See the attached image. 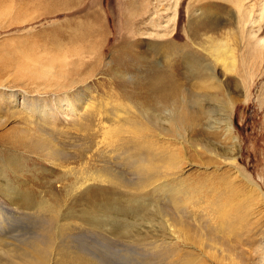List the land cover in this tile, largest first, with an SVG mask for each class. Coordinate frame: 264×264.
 Here are the masks:
<instances>
[{
  "label": "rangeland",
  "instance_id": "1",
  "mask_svg": "<svg viewBox=\"0 0 264 264\" xmlns=\"http://www.w3.org/2000/svg\"><path fill=\"white\" fill-rule=\"evenodd\" d=\"M262 40L264 0H0V223L4 221L0 230L14 229L12 234L21 235L23 242L42 226L53 230L47 223L50 211L56 213L60 225H65L70 213L77 215L80 210L81 202L74 194L82 190L75 191L72 186L108 168L122 175L119 184L98 182L96 186L114 187L118 194H142L144 203L150 205L141 209V203L131 202L132 198L129 204H135L134 210L117 216L131 226L130 238L121 239L127 246L168 237L172 227L174 233L182 228L186 235L177 232L179 238L175 234L181 243L176 241L181 251L176 264H183L184 259L190 264H264V198L247 183L251 181L264 194ZM211 46L221 51L230 47L236 58L235 70L230 73L217 65V76L223 83L218 101L194 102L188 97L185 108H178L184 118L175 124L180 126L178 130L167 115H161L163 111L160 120L165 118V122L149 124L139 110L145 98L133 97V93L144 96L140 89L150 82L149 67L158 72L159 67L167 69L165 73H172V80L182 88L197 91L193 89L197 88L195 80L187 81L184 63L169 66L184 52L210 63ZM242 80H247L242 83L248 86L247 93L234 87ZM21 96L26 97L27 107L48 104L46 118L62 99L70 101L74 112L55 108L54 119H42L24 107ZM219 103L227 107L234 149L222 127L206 113ZM127 119L137 121L146 131L144 138H135V142L150 143L178 156V166L175 161L166 165V176L159 186L184 182L189 195L183 199V213L176 214L166 197L153 193L154 185L142 192L134 189L130 182L133 176L125 168L127 152H123L132 148L134 139ZM121 124L112 145L107 139L106 143L102 132ZM37 143L43 148L33 150L30 144L34 148ZM232 150L235 162L229 158ZM5 189H14L11 199L5 197ZM123 199L129 200L128 196ZM219 205L227 213L226 222L219 216ZM155 208H161L165 216L153 212ZM71 223L82 225L75 219ZM56 230L51 231L54 242L48 249L47 264H59L63 259L67 264L140 262L127 252L116 256L104 249V239H111L105 232L104 239L78 243L79 237L70 244L58 237ZM11 243L30 252L26 241ZM135 246L134 252L142 254L143 247ZM114 250L122 249L117 246Z\"/></svg>",
  "mask_w": 264,
  "mask_h": 264
},
{
  "label": "bare ground",
  "instance_id": "2",
  "mask_svg": "<svg viewBox=\"0 0 264 264\" xmlns=\"http://www.w3.org/2000/svg\"><path fill=\"white\" fill-rule=\"evenodd\" d=\"M256 43H257V41H256ZM261 44H264V40L261 41ZM170 45L171 44L169 43V46ZM170 48L173 49L174 45H171ZM209 49H210L209 56L212 59V61L210 63H205L204 60H200L198 57L193 55V53L184 52L183 55H181L180 57L178 56L177 60H175L172 63V65L169 66V67H173L177 63V61L184 63L186 65V70H187L186 77L188 79L187 81H190V79H191V80H195V82H196L197 88H194L195 87L194 86L193 89H197V91H194V92H188L187 88H182L183 86L180 83H176L175 81H173L172 75H171L172 73H170L169 75L167 73H165V70H167V69L161 70V67H159L160 71L158 72V71H154L155 69L154 70L150 69V67H149V70L151 73L148 76L149 77L148 79H150L149 80L150 82L144 84L140 89V92H142L144 94V96L141 97V95L133 93V95H135V96H133L135 99H144L145 98L142 101L143 104H141L142 106H140L139 110L142 113L141 115L143 116V118H145V120L148 121L149 124L153 125L154 123H157L160 125L161 120H162V119L160 120V118H162V116L164 117L167 115L166 119H168V121L171 122L170 124H173L174 126H176L175 124L179 120L182 121L184 119L182 116L183 112L182 111L179 112L178 108L180 110H183L185 108L184 106L188 102L187 101L188 97L193 98L194 102H197V101L200 102L201 100L202 101L208 100L209 102L215 101V100L218 101L217 93H219V91L222 92L223 83L219 79V76H217L218 75L217 70H216L217 65H221L223 67V69L225 70V72L230 73V72L235 70L236 58L234 55V49H232L230 47L224 49L223 51H221L218 46H211ZM256 57H258V56H256ZM249 66L252 67L251 64ZM255 69H256V66H255ZM157 70H159V69H157ZM249 70L250 69H248V71ZM147 72H149V71H147ZM253 72H254V70H253ZM253 72H251V74ZM151 74H152V76H151ZM247 75H248V73H247ZM249 75H250V73H249ZM245 78L247 79V77H245ZM243 80L241 81V84L239 83V81H236V83L234 84V87L235 88H242L244 90V92L247 93L248 86H246L245 84L244 85L242 84L243 82H245L247 80H245V81H243ZM135 88L136 87H133V90H135ZM245 93H244V96H246ZM13 97H14V95H11V98H13ZM139 97H141V98H139ZM131 99H133L132 96L130 97V100ZM229 102H233V101L231 100ZM22 103H23V105H25L24 107L26 109H28L29 112H33L34 114L36 113L37 115L42 116V119H54L53 112H55V110H56L55 108H57V109H63L64 108L66 111L74 112V106L70 103V101L68 99H62V100H59L58 103H55L56 106L55 107L53 106V108L51 110L52 113H49L47 118H46V116L48 113H46V112H48V111H46V110L47 109L50 110V109L48 108L49 107L48 104H46L45 102L36 103L33 105L29 104V106L27 107L26 97L23 96L22 97ZM32 106H33V108H32ZM226 108L227 107L221 106L219 103V104H216L212 110H210L206 113H209V116L211 114L214 117L213 120L217 121L216 125H218L219 127L220 126L222 127V132H223L224 137H227V139L229 138L232 141V143H233L232 148L234 149V147H233L234 146V137L232 136V128L230 125L228 113L226 112L227 111ZM153 111H155V113H157V114H155V113L153 114ZM161 112H162V114H161L162 116L160 115ZM201 112H203V111H201ZM99 116H101V113ZM118 117L116 116L117 119H118ZM201 117H202V115H201ZM184 121L182 122V124H184ZM186 121H187V119H186ZM125 122L128 123L132 127L131 129H133V130L131 132L134 135V139L132 142V144H133L132 148H130V146H129L126 151L123 150V152H127L125 154V155H127V156H125V158L127 157V163L125 165V168H128L130 171V174H132V176H133V180L132 181L130 180V182L131 183L133 182L132 184L135 186L134 189L136 190V192H138L139 189L141 190L140 192H142L148 186L154 185L153 186V193L159 192L162 194L163 197H166L168 199V203L172 204V207H173L172 209L176 214L183 213L180 211L181 209H184L183 207L185 205V201H183V199L187 198L189 195V191L185 190V187H183L184 182L182 183L181 181L180 182L177 181L175 185L163 183L159 186V183H161V181L164 180V177L166 176V174L164 172L166 165L170 164L171 161H175V164L177 165L178 164V158H177L178 156L176 155V153L174 151L164 152L160 148H155L150 143L141 144L140 142H135V138H139L140 140H142L144 138V134L146 133V131L144 132L142 128H139V125L137 126V123H136L137 121H135V120L127 119ZM125 122H124V124H125ZM163 122H165V121H163ZM178 126L175 127L177 130H178ZM122 127H123V124H121L117 128H109L106 131H103L102 135H103V139H105L104 141L107 143V141H106V139H107V140H109L108 142L110 143V145H112L111 142L116 138L115 136H117L118 130H120ZM183 129H184V127H183ZM173 133L174 134L176 133L175 130ZM135 136H137V137H135ZM136 140H138V139H136ZM19 144H21V142ZM25 145L27 146V144H25ZM30 145H31V148L33 150L36 149L38 146H39L38 148H43V144H41V143L40 144L37 143L36 145H34V148H33V144H30ZM233 151L234 150H232L231 156L229 158L231 159V161L235 162L236 155H234L235 153H233ZM48 155H52V153H50ZM165 157L167 158V160L165 159ZM7 161H9V160L7 159ZM12 164H13V161H12ZM107 169L108 168L104 169L103 171H100V173H101L100 175L95 174V176H93V175L86 176V178H84V180L81 178L83 181L80 183L78 182L79 183L78 186H76V185L72 186L76 189L75 191L82 190L79 194H78V192H77V194H74L75 192L73 193L74 196L76 195L75 198L79 199L81 202V204L79 203V205H78L80 207L78 214L75 215L73 213H70V215L68 217V223H66L65 225H60L58 223L56 213H54L53 211H50L48 213V217H47L48 227H50L49 229L54 230V228H57V230H56L57 236L60 238L63 237L62 239H64V242L67 241V243L68 242L69 243L75 242L74 239L79 238V237L81 239H79L78 243H83L85 241V239H90V238H91L92 242L94 239H95V241H96V239H100V238L104 239L102 237V232H105L106 235L111 236V239H108V238L104 239V241H103L104 249L106 248V250L112 252L116 256H120L121 254L124 255V252H127V254H130L132 257L136 256L137 259H140V262H139V260H138V262L133 261L132 264H176V263H178V260H176L175 258L178 256L179 257L181 256V254H180L181 251L177 248V246H179L181 243H180V240H179V242L177 241V239H178L177 236L178 237L180 236V235H178V233H180L182 235L185 234L182 228H179L178 231L175 229L174 230L175 233H174L172 230V228H174V227H172L171 228L172 231L170 230V232H169L170 234L168 237H165L163 235V236H161L162 238L160 237V238H155L153 240L151 239L150 241H147V242H144L145 239L140 240L138 242L139 244L137 246H135V245L134 246L136 248L137 247H143V249H141L142 254L140 251L134 252V250H133L134 246L133 245L130 244L129 245L130 247H129V246H127L128 245L127 242H124L123 240H121L123 238H124V240H125V238H130L131 232L128 230L131 229V226L128 224H125L123 221L121 222L117 218V216H119L120 214L129 212V211H132V209L134 210V208L136 207L135 204L130 206L129 201H131V199L133 198L134 200L131 202H138L139 205L141 203V206H138L141 209L147 208L150 205L148 206L147 204L144 203L146 201V198L142 194H136L133 196L128 195V193H127V195H125V193L118 194L117 192H115L114 187L101 188V187L96 186L95 183L97 184L98 182L100 184L101 183H108L110 185H115V184L118 185L119 184L118 180H119V178H122V175L118 174L116 172L114 173V172H112V170H107ZM6 170H8V169H6ZM235 172L237 174L241 175L238 170H235ZM1 178H2V176H1ZM1 178H0V181L3 180V178L2 179ZM4 181H5V179H4ZM88 182H92L93 185H92V183L88 184ZM247 183L250 186L256 188L257 189L256 191H259V194L264 198V194L260 190V188H258V186L254 185L249 180L247 181ZM221 189H224V188H221ZM13 191H14V189H12V190L5 189V197L8 199H11ZM207 193H204V194H207ZM223 193H225V191ZM68 194H70V193H68ZM225 194H228V192ZM116 195H119V197H117ZM125 196H128L129 200H124L123 197H125ZM180 196H182V198H180ZM203 197H205V196H203ZM223 197H224V199L227 198V197H225V195ZM119 198H122V199H119ZM216 198H217V196H216ZM217 200H219V199H217ZM226 201L229 202L228 200H226ZM212 203H215V202H212ZM167 205L168 204H166V206ZM181 206H183V207H181ZM219 206H220L218 209L219 216H220L221 220L225 221V219L227 218L226 217L227 213H225L226 211L223 210L224 208H222L221 205H219ZM167 207H169V206H167ZM227 209H229V207ZM154 211L156 214L161 215L162 217L165 216L163 213V210L161 208H155V210H153V212ZM157 218H158V216H157ZM159 218H160V216H159ZM74 219L76 221H79L80 224H82V225H78L79 227H76L77 225L75 223H71V222H74ZM149 220H151V219L149 218ZM217 220L220 221L219 219H217ZM0 221H2V220H0ZM230 221H228V222H230ZM216 222L217 221L215 220V223ZM2 223H0V224H2ZM132 223H134V222H132ZM160 223H162V222L160 221ZM207 223H209V222H207ZM214 224H213V226H214ZM108 225H109V227L107 228ZM162 225H161V227H162ZM169 225L170 224H167L165 226L167 227ZM215 225H217V224H215ZM236 226H238V225H236ZM0 227H2V226H0ZM151 227H155V226L153 225ZM217 228H218V226H217ZM228 228H229V226H228ZM222 229H223V226H222ZM53 230H46V227L44 228L42 226V228L40 230L38 229L36 234L34 233L35 235L31 233L34 236L30 237L28 240H27V238L24 237L23 242L24 243H25V241L27 242L26 244H27L28 248L30 249V252H27L23 248L11 243V241L12 242L17 241V243L19 242V244L23 243L21 241V239H22V237H20L21 235L16 236L15 234L14 235L12 234V233H14V229H10V231H5V232L0 230V239L4 237L0 242V264H47L48 263V257H47L48 256L47 255L48 249L51 248V246L54 242L53 237H52V233H51V231H53ZM158 230H159V228H158ZM213 230H215V229H213ZM204 231H207V229ZM3 233H5L6 237H5V235L3 236ZM226 233H227V229H226ZM175 234L177 236H175ZM134 235H135V233H134ZM110 236H109V238H110ZM206 236H207V234H206ZM134 239H136V238H134ZM216 239H214V240H216ZM176 241L179 245H177ZM181 241H182V239H181ZM188 241H189V239H188ZM217 241H218V239H217ZM100 242H101V240H100ZM86 243H87V241H86ZM61 244H63V243H61ZM73 244L74 243H72V245ZM212 244H213V242H212ZM222 244H223V242H222ZM184 245H186V244H184ZM83 246H81V247H83ZM117 246L121 247L122 250L115 251L114 249ZM122 246H123V248H122ZM69 247H70V245H69ZM182 250H184V249H182ZM189 256H190V254H189ZM190 258H191V256H190ZM262 259H264V257ZM184 260H185V262L183 264H190L188 261H186L187 259H184ZM59 262H60L59 264H67L66 259L60 260ZM78 264H79V262H78Z\"/></svg>",
  "mask_w": 264,
  "mask_h": 264
}]
</instances>
